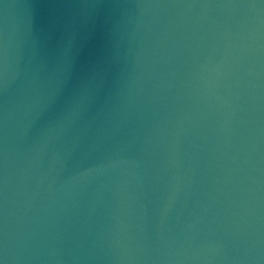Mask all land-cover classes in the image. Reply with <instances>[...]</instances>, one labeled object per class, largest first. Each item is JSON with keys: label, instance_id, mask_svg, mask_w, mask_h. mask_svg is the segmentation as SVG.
<instances>
[{"label": "water", "instance_id": "1", "mask_svg": "<svg viewBox=\"0 0 264 264\" xmlns=\"http://www.w3.org/2000/svg\"><path fill=\"white\" fill-rule=\"evenodd\" d=\"M0 264H264V0H0Z\"/></svg>", "mask_w": 264, "mask_h": 264}]
</instances>
